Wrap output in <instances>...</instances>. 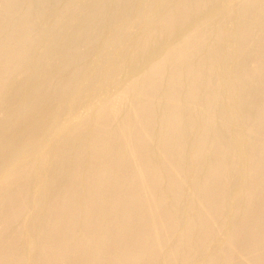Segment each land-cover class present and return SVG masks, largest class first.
Segmentation results:
<instances>
[{
  "label": "bare ground",
  "instance_id": "bare-ground-1",
  "mask_svg": "<svg viewBox=\"0 0 264 264\" xmlns=\"http://www.w3.org/2000/svg\"><path fill=\"white\" fill-rule=\"evenodd\" d=\"M0 264H264V0H0Z\"/></svg>",
  "mask_w": 264,
  "mask_h": 264
}]
</instances>
